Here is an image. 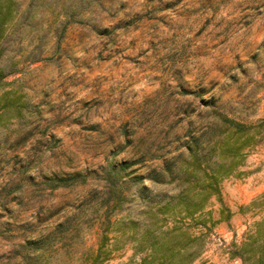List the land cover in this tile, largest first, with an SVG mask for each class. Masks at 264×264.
<instances>
[{
    "label": "rangeland",
    "instance_id": "374dc122",
    "mask_svg": "<svg viewBox=\"0 0 264 264\" xmlns=\"http://www.w3.org/2000/svg\"><path fill=\"white\" fill-rule=\"evenodd\" d=\"M11 1L0 264H143L149 228L180 233L181 264H264V0ZM222 117L253 138L207 200L215 223L162 214Z\"/></svg>",
    "mask_w": 264,
    "mask_h": 264
},
{
    "label": "trees",
    "instance_id": "16d2710c",
    "mask_svg": "<svg viewBox=\"0 0 264 264\" xmlns=\"http://www.w3.org/2000/svg\"><path fill=\"white\" fill-rule=\"evenodd\" d=\"M12 1L0 0V38L4 34L5 27L12 15ZM2 49L0 47V55ZM3 76L0 71V77ZM229 122L226 132L228 135L221 140L215 141L210 147L202 145L201 141L194 139L193 146L188 145L190 160L187 163L191 167L193 185H183L175 199L168 201L165 207L161 208L162 214L169 213L174 216L192 217L199 226H206L204 216L213 224L215 221L210 216V211L205 210L210 195H217L220 200L219 183L231 171V164L226 163L227 157H234L241 154L245 144L249 143L252 135L247 131L244 123L222 117ZM230 130H233L230 132ZM235 138H232L234 137ZM233 139V141H231ZM219 150V157L213 159L215 150ZM188 169V168H186ZM122 199L121 195L118 200ZM176 232V231H175ZM180 233L172 235H159L151 228L147 229L141 240L144 242L147 255L143 258V264H181L184 252L188 248L183 240L179 238ZM98 253L96 254L97 257ZM250 258V257H249ZM243 264L244 257H243Z\"/></svg>",
    "mask_w": 264,
    "mask_h": 264
}]
</instances>
